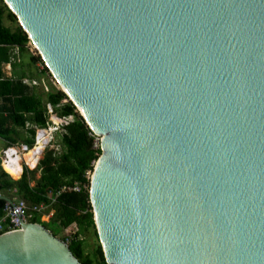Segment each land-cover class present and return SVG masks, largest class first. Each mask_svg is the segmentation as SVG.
<instances>
[{
  "label": "water",
  "instance_id": "95a60500",
  "mask_svg": "<svg viewBox=\"0 0 264 264\" xmlns=\"http://www.w3.org/2000/svg\"><path fill=\"white\" fill-rule=\"evenodd\" d=\"M4 2L101 138L107 264H264V0ZM0 264L81 262L24 223Z\"/></svg>",
  "mask_w": 264,
  "mask_h": 264
},
{
  "label": "trees",
  "instance_id": "16d2710c",
  "mask_svg": "<svg viewBox=\"0 0 264 264\" xmlns=\"http://www.w3.org/2000/svg\"><path fill=\"white\" fill-rule=\"evenodd\" d=\"M7 14L9 18L16 20L4 0H0V138L9 146L23 143L33 148L36 130H27L26 125L31 123L47 127V104H51L60 117L74 116L75 121L67 127L68 134L61 135L62 153L50 150L41 160L37 169L41 177L35 187L31 186L32 171L26 169L20 180H14L2 169L0 160V195L11 200L18 197L30 206H49V210L56 211L55 221L60 228L66 230L72 225L78 227L69 247L81 264H107L101 244H97L94 256H90L86 254L84 240L81 238L92 230L98 235L90 200L91 180L86 174L94 171L102 151L94 148L95 137L91 129L64 92L39 93L36 86L24 83L27 74H19L14 70L18 64L13 65V76L6 77L4 66L10 63L11 48L19 47L24 55L29 51L30 44L29 36L21 26L16 30L6 26ZM31 61L34 64H45L41 57L32 56ZM45 70L48 71V68L45 67ZM24 131L31 137L23 138ZM38 161L37 159L28 165L35 169ZM76 182L88 188L80 193L70 190ZM64 187H68V191L61 193L54 202L53 198ZM6 205L5 200H0V216H3ZM43 222L48 223L50 219L43 218ZM32 223L43 224L39 216H34Z\"/></svg>",
  "mask_w": 264,
  "mask_h": 264
},
{
  "label": "built area",
  "instance_id": "2783aa9c",
  "mask_svg": "<svg viewBox=\"0 0 264 264\" xmlns=\"http://www.w3.org/2000/svg\"><path fill=\"white\" fill-rule=\"evenodd\" d=\"M20 60H21V51L19 47L11 48V59L9 65L12 67V65L20 63ZM24 83L28 84L29 86L38 85L37 81L31 82L30 80H26V79L24 80ZM47 113H48L47 127H38L31 123H27L26 125L27 130H32V129L36 130L35 145L33 148L39 146L40 143L44 144V149L41 152V158L39 159L36 168L32 169L27 164V162L23 160V155L29 152L32 148H30L29 146L23 143H18L8 146L0 155L1 166L5 172L6 170L4 168V165H9L10 167L14 166L15 164L13 160L16 161L21 160V164L23 166L22 175L26 169L30 171L38 169V166L41 160H43L46 152L50 148H53L52 144L55 140V136L57 134H61V135L68 134L67 127L72 122L75 121V117L74 116L60 117L58 113L55 111V108L51 104H47ZM55 119L57 121H55ZM92 135L95 137L94 148L97 150L101 149V138L95 135L93 132ZM92 174H93L92 171H88L86 177L89 180H91ZM87 188L88 187L86 185H82L81 183L76 182L74 186L70 188V190L80 193L83 190H86ZM68 189H69L68 187H64L62 191L56 194V196L53 198V201L55 202L56 197H58L61 193L68 191ZM48 210H49V206L44 204L30 206L26 201L22 199H14L13 203H7L6 207L4 208L3 216H0V235L20 230L24 223H32L34 216H39L42 219L43 216L48 215L50 213L47 212ZM50 215H51L50 217H53L54 213H50ZM67 242L70 244V240H67Z\"/></svg>",
  "mask_w": 264,
  "mask_h": 264
},
{
  "label": "rangeland",
  "instance_id": "374dc122",
  "mask_svg": "<svg viewBox=\"0 0 264 264\" xmlns=\"http://www.w3.org/2000/svg\"><path fill=\"white\" fill-rule=\"evenodd\" d=\"M5 24L6 26L12 28L13 30H16L18 27L21 26L17 18L16 20H13L8 17V14L6 15V18H5ZM32 56L42 58L41 54L39 53V50L37 49L35 44L30 40L29 51L25 53L24 55L21 54L20 63H17L18 66L16 69L14 68V70H16L19 74H21V72H24L25 74H27L28 76L27 78H29L30 76H33V78L38 83V85H36V88L39 93L45 94L47 92L62 91L63 89L61 85L57 81L56 77L52 74L51 70L50 69H48V71L45 70V67H47L46 63L43 64V63L37 62L36 64H34L31 61ZM4 72H5L6 77L8 78H11L13 76V68L10 70V68L7 65L4 66ZM44 99H46V95L44 96ZM22 136L23 138L31 137L28 133H26V131L23 132ZM61 141H62L61 134H57L52 144L53 148H50L48 151H50L51 149H54L57 153L59 154L62 153ZM5 148H6L5 141L0 139V151ZM40 158L41 156H39L38 158L34 160H31V162H34L37 159L39 160ZM32 172L33 173L30 175L31 186L35 187L38 180L41 177V173L37 169L33 170ZM17 180H20V179H17ZM14 199H19V198L16 197ZM51 211L52 210H49L50 213H54V216L50 217L51 216L50 213L46 215L50 218V222L48 223L43 222V217H42L41 219V222L43 223L42 225L45 226V228L48 231H50L56 238L68 243L67 240L71 241L72 237L78 232V227L76 225H72L68 229L63 230L62 228H60V226L55 221L56 211H52V212ZM81 238L82 240H84V247H85L86 254L90 256H94L97 244L98 243L101 244L99 235L94 234V231L92 230V231L86 232V235L82 236Z\"/></svg>",
  "mask_w": 264,
  "mask_h": 264
},
{
  "label": "bare ground",
  "instance_id": "6f19581e",
  "mask_svg": "<svg viewBox=\"0 0 264 264\" xmlns=\"http://www.w3.org/2000/svg\"><path fill=\"white\" fill-rule=\"evenodd\" d=\"M33 42V41H32ZM34 43V42H33ZM35 44V43H34ZM35 46L37 47L38 49V46L35 44ZM39 50V49H38ZM40 52V50H39ZM62 87V86H61ZM63 88V87H62ZM81 114L82 111H79ZM55 121H57L55 119ZM44 149V144L40 143L39 146H37L36 148H32L29 152L25 153L23 155V160H25L28 164H31V160H34L36 158H38L39 156H41V152L42 150ZM14 162V166H9V165H4V168L6 170V172L8 174H10V176L17 180V179H20L21 178V175H22V172H23V166L21 164V160L19 161H16V160H13ZM31 162V163H30ZM43 218H47V219H50L48 216H43Z\"/></svg>",
  "mask_w": 264,
  "mask_h": 264
},
{
  "label": "crops",
  "instance_id": "0c3cea01",
  "mask_svg": "<svg viewBox=\"0 0 264 264\" xmlns=\"http://www.w3.org/2000/svg\"><path fill=\"white\" fill-rule=\"evenodd\" d=\"M9 64H10V63H8V64H6V65H7V66L10 68V70H11V69L13 68V65H12V67H11ZM25 79H26V80H30L31 82H32V81H36L34 78H25ZM27 85H28V84H27ZM32 86H34V85H31V87H32ZM0 139H1V138H0ZM2 140H3V139H2ZM4 141H5V140H4ZM5 143H6V148H7L9 145H8V143H7L6 141H5ZM6 148H5V149H6ZM5 149H3V150L0 151V155L2 154V152H3ZM1 167H2V166H1ZM21 177H22V175H21Z\"/></svg>",
  "mask_w": 264,
  "mask_h": 264
}]
</instances>
